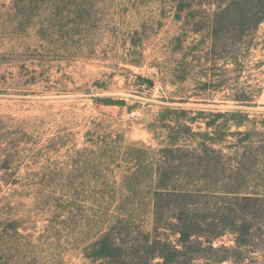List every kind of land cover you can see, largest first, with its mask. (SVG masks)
Segmentation results:
<instances>
[{
	"label": "rangeland",
	"instance_id": "rangeland-1",
	"mask_svg": "<svg viewBox=\"0 0 264 264\" xmlns=\"http://www.w3.org/2000/svg\"><path fill=\"white\" fill-rule=\"evenodd\" d=\"M176 1L0 0V264H92L107 234L122 250L99 264L162 263L148 262L149 243L178 236L174 220L157 229L150 217L169 141L161 120L191 127L181 135L188 141L197 132L221 141L212 155L219 172L204 184L210 196L169 205L207 204L212 220L230 202L219 189L239 140L264 147V24L244 67L213 65L210 29L194 34L188 12L179 22ZM204 9L195 11L206 23ZM242 95L252 102L236 101Z\"/></svg>",
	"mask_w": 264,
	"mask_h": 264
},
{
	"label": "trees",
	"instance_id": "trees-1",
	"mask_svg": "<svg viewBox=\"0 0 264 264\" xmlns=\"http://www.w3.org/2000/svg\"><path fill=\"white\" fill-rule=\"evenodd\" d=\"M176 2V19L182 22V15L188 12L186 18L192 20L189 27L194 34H201L203 26L210 29L213 49L207 52V63L215 65L218 60H223L227 65L244 67L243 63L249 58L248 52L257 46L255 40L264 24V0H214L201 7L192 6L187 0ZM206 7L212 9V13L205 23L195 10L204 11ZM221 35L225 43L220 48ZM262 64L264 61L259 65ZM203 86L206 89L208 82ZM236 101L242 105L252 102L247 95L238 97ZM161 122L167 124L162 128L167 129L169 141L160 150L163 156L152 177L154 204L157 206L150 212V217L157 229L158 226L169 227V220H174L173 234L178 238L176 242H171L167 236L165 239L160 237V240L155 238L147 249L148 262L158 258L162 261L158 264H247L249 253L261 252V264H264V147L249 150L242 147L246 139L239 140L237 150L223 169L227 184L219 189L231 198L230 202L222 203V207L217 209L219 218L210 220L206 212L207 204H169L175 197L205 199L210 196L211 191L204 184L211 182V178L219 172L218 163L212 155L221 153L214 148L221 141L209 132L193 133V138L188 141L181 135L183 130L190 132L191 127L172 120ZM159 124L160 121H157L153 128L156 130ZM212 125L208 124L207 128H212ZM199 185L201 187L197 189ZM166 201L168 205L164 208L161 204ZM225 234L234 236V245L216 247L215 242ZM253 239H259L260 243H252ZM120 250L122 245L118 244V238L107 234L92 248V264H99V258H114Z\"/></svg>",
	"mask_w": 264,
	"mask_h": 264
},
{
	"label": "water",
	"instance_id": "water-1",
	"mask_svg": "<svg viewBox=\"0 0 264 264\" xmlns=\"http://www.w3.org/2000/svg\"><path fill=\"white\" fill-rule=\"evenodd\" d=\"M109 103L114 104V105H120V106L124 105L122 101H110Z\"/></svg>",
	"mask_w": 264,
	"mask_h": 264
}]
</instances>
